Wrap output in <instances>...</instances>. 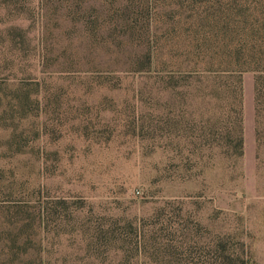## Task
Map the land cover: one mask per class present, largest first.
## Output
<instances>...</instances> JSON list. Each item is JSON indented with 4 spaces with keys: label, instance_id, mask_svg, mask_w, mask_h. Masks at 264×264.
Returning a JSON list of instances; mask_svg holds the SVG:
<instances>
[{
    "label": "rangeland",
    "instance_id": "374dc122",
    "mask_svg": "<svg viewBox=\"0 0 264 264\" xmlns=\"http://www.w3.org/2000/svg\"><path fill=\"white\" fill-rule=\"evenodd\" d=\"M262 49L264 0H0V264H264Z\"/></svg>",
    "mask_w": 264,
    "mask_h": 264
},
{
    "label": "trees",
    "instance_id": "16d2710c",
    "mask_svg": "<svg viewBox=\"0 0 264 264\" xmlns=\"http://www.w3.org/2000/svg\"><path fill=\"white\" fill-rule=\"evenodd\" d=\"M258 55H259L258 59L259 61H262V64L261 63L254 64V61H256L257 58L252 51H249L247 58L250 59L251 63L249 64V66L243 68L242 71H251L255 74L256 113L257 116L259 117V113H260L259 105L261 103L262 98H264V50L262 49ZM212 65L214 64H211L210 62H206L205 64H203L204 72L215 73L213 76L204 77V78L208 81L212 79V82L214 84H222L226 82V86L222 85L224 91L227 92V94L229 95L231 94V96L234 94L233 98L235 100L239 99V101L242 102V95H243L242 81L240 80V77H237L234 68L222 69L221 67H219L217 69H213ZM234 134L235 137L237 138V146H235L236 152L234 155L236 158H241L244 154V140H243L242 132H239V134L238 133H234Z\"/></svg>",
    "mask_w": 264,
    "mask_h": 264
}]
</instances>
